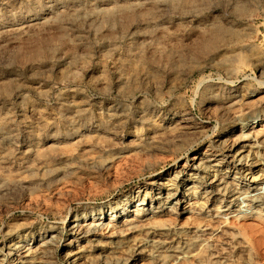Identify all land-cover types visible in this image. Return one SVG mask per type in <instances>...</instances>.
<instances>
[{
	"label": "rangeland",
	"instance_id": "rangeland-1",
	"mask_svg": "<svg viewBox=\"0 0 264 264\" xmlns=\"http://www.w3.org/2000/svg\"><path fill=\"white\" fill-rule=\"evenodd\" d=\"M0 264H264V0H0Z\"/></svg>",
	"mask_w": 264,
	"mask_h": 264
},
{
	"label": "bare ground",
	"instance_id": "bare-ground-1",
	"mask_svg": "<svg viewBox=\"0 0 264 264\" xmlns=\"http://www.w3.org/2000/svg\"><path fill=\"white\" fill-rule=\"evenodd\" d=\"M66 136H67L66 140H70L69 138H71L70 137L71 135H66ZM248 147H250V146L249 145L243 146L240 149V151L238 152V154H236L235 157L233 158V160L235 161L234 163H237V164H233V166H235V167L232 170L227 171L228 174L226 176L228 178H231L233 173L236 170H238L237 167L241 163L243 155L246 152V148H248ZM211 157L212 156H210L208 154H205L204 157H202V156L194 157L192 159V163H191V166H190L191 171L196 170V169L202 170L203 166H205V161L206 160H208L210 163L211 162H215L216 160L215 159H211ZM213 167L221 168L222 165L218 164V165H214ZM185 173L187 174L188 172L185 170ZM193 176L194 175H192V174L189 175V178L186 179V182H192L193 181L192 180ZM198 185L193 184L191 187H188L185 190L184 196L188 197L187 195L196 194L198 196H203L204 198H208L209 195H211L212 192H210L208 190L209 189L208 187H209V185H212V184L204 183L202 185H200V184H198ZM155 186L158 187L159 190L156 189L155 193L152 196L151 208H155L157 206V209H159V210H161L163 212L171 211V210H174V209L176 210L179 207L182 208V205L185 203L184 196H182V194H180V196H179L178 193H173L172 190H167L166 191L167 193H163L161 187L164 188L166 186L165 183L157 184ZM186 192H187V195H186ZM257 200L258 199H255L252 202H257ZM136 201L137 200H135L134 202H136ZM141 205H146V204L143 203ZM153 206H155V207H153ZM80 227H81L80 220H75V221L72 222V225L70 227V232H71L72 236L80 237L83 234L89 233L91 231L93 232V229H94V231H96L99 226L98 225H92L91 226L92 229L90 231H87V232L86 231L85 232H81L80 231ZM28 236L29 235H25V237H23V238H28ZM19 244L20 243L17 242L16 245L13 246L12 249H13L14 252H18L19 251V249H20V245Z\"/></svg>",
	"mask_w": 264,
	"mask_h": 264
}]
</instances>
